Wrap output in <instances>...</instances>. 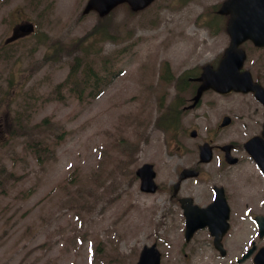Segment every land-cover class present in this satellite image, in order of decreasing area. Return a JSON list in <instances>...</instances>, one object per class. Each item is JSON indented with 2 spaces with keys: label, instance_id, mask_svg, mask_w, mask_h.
Wrapping results in <instances>:
<instances>
[{
  "label": "rangeland",
  "instance_id": "374dc122",
  "mask_svg": "<svg viewBox=\"0 0 264 264\" xmlns=\"http://www.w3.org/2000/svg\"><path fill=\"white\" fill-rule=\"evenodd\" d=\"M44 1L39 11L28 8L26 0H12L8 7H26L25 16L0 12V39L15 20L36 25L29 38L10 45V58L0 60V100L6 103L10 94V111L0 106V139L7 142L3 121L11 113L23 127L0 145V264H133L137 242L129 239L138 234L137 240L147 243L149 227L137 231L151 215L153 220L165 216L167 208L138 210L152 204L136 194L134 171L143 154L127 163L113 142L118 147V141L135 142L137 150L145 142V158H153L161 171L168 167L169 132L155 122L174 91L158 76L166 64L176 78L224 45L225 23H215V13H209L223 0H156L131 15L118 7L110 21L98 24L99 31L110 29L114 36L93 42L97 49L89 52L95 68L103 58L109 72L118 63L116 76L110 83L106 79L93 99H83V92L54 93L79 54L76 46L55 48L57 57L48 59L53 44L87 37L97 16L82 12L86 0H48L47 6ZM190 114L201 117L202 111ZM32 139L48 150L40 160L27 146ZM95 222L102 230H93Z\"/></svg>",
  "mask_w": 264,
  "mask_h": 264
},
{
  "label": "flooded vegetation",
  "instance_id": "af4514ba",
  "mask_svg": "<svg viewBox=\"0 0 264 264\" xmlns=\"http://www.w3.org/2000/svg\"><path fill=\"white\" fill-rule=\"evenodd\" d=\"M8 1L0 0V7L5 6ZM14 7L15 5L9 10L8 15L11 13L24 14L27 10ZM219 59L220 55L216 58L215 65ZM248 63L254 80L264 88V51H254V55L248 57ZM198 75L199 73L194 74L190 79L195 80ZM197 86L198 82L190 81L187 85V92L193 95ZM197 108L204 109L207 114L202 112L201 117L187 115L184 118L186 127L177 133L175 140L181 144L191 127L204 124L209 119L211 122H222L224 118H227L228 122L233 125L232 141H230L232 148L229 153L236 157L237 161L232 165L226 163L222 151L218 147L214 148V152L222 156V164L218 170L221 174L218 180L212 182L209 189L193 184H186L182 188L180 184L175 193L172 188L169 189L167 197L169 202L180 210V199L184 197L192 198L195 204L204 207L213 199L215 190L222 189L229 209L228 229L220 237L223 253L214 246L213 238L206 228L196 230L189 240H184L183 248L176 247V251L180 252L184 249L185 254L191 255L206 253L214 260L221 262L220 264H234L233 260L238 256L247 254L249 251L253 255L264 246V234L258 233L255 222L256 216L264 215V176L261 173L264 169V105L258 102L251 92H232L224 95L208 92L203 96ZM246 144L251 158L244 152ZM182 147H185L184 144ZM197 169L199 170L195 166V170ZM239 172L241 173L238 175ZM232 219H234L237 232L233 231ZM183 229V217L181 216V227L175 228V234L183 237Z\"/></svg>",
  "mask_w": 264,
  "mask_h": 264
},
{
  "label": "water",
  "instance_id": "95a60500",
  "mask_svg": "<svg viewBox=\"0 0 264 264\" xmlns=\"http://www.w3.org/2000/svg\"><path fill=\"white\" fill-rule=\"evenodd\" d=\"M127 1L133 9H138L146 5L150 0H88L85 12L90 9H96L101 15L106 14L118 3ZM264 0H227L223 3L220 12L230 13L231 19L228 24V32L231 35L232 46L246 37L255 41H261L264 38ZM32 30L30 25H25L22 33L26 34ZM230 65V62L224 61L223 66ZM240 64H238L239 67ZM209 76L203 77L201 88L211 86L217 90L227 91L230 89H244V78L236 75V70L225 69L223 76L217 72L209 71ZM146 183L152 176L146 167L141 169ZM138 264H148L145 255L142 254Z\"/></svg>",
  "mask_w": 264,
  "mask_h": 264
},
{
  "label": "trees",
  "instance_id": "16d2710c",
  "mask_svg": "<svg viewBox=\"0 0 264 264\" xmlns=\"http://www.w3.org/2000/svg\"><path fill=\"white\" fill-rule=\"evenodd\" d=\"M105 21V20H103ZM80 42H78L79 44ZM92 62H88L84 68L80 66V62L78 58H76L75 62L73 63V67H76V71L72 68L71 72L69 73L67 79L72 80V87L80 88L81 86H91V80L97 82L99 77L97 73L94 74ZM106 77V76H105ZM177 115V109L175 106L170 108L169 112L161 119V123L165 126H168L170 123H173Z\"/></svg>",
  "mask_w": 264,
  "mask_h": 264
},
{
  "label": "bare ground",
  "instance_id": "6f19581e",
  "mask_svg": "<svg viewBox=\"0 0 264 264\" xmlns=\"http://www.w3.org/2000/svg\"><path fill=\"white\" fill-rule=\"evenodd\" d=\"M96 224V223H95Z\"/></svg>",
  "mask_w": 264,
  "mask_h": 264
}]
</instances>
